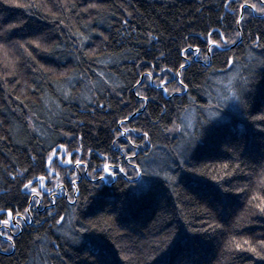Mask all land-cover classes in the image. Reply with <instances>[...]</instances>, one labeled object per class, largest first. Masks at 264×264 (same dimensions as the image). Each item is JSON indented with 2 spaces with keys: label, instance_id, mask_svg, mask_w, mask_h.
I'll return each mask as SVG.
<instances>
[{
  "label": "trees",
  "instance_id": "1",
  "mask_svg": "<svg viewBox=\"0 0 264 264\" xmlns=\"http://www.w3.org/2000/svg\"><path fill=\"white\" fill-rule=\"evenodd\" d=\"M260 1L0 0V264H264Z\"/></svg>",
  "mask_w": 264,
  "mask_h": 264
},
{
  "label": "snow or ice",
  "instance_id": "2",
  "mask_svg": "<svg viewBox=\"0 0 264 264\" xmlns=\"http://www.w3.org/2000/svg\"><path fill=\"white\" fill-rule=\"evenodd\" d=\"M239 7H240L241 9H243V8H245V7H248V8H251V9H253V10L259 11V12H261L262 14H264V0H261V3H260V7H259V8H257V6H256L255 4H252V5H244V4H241ZM235 23H236L237 25H239V24L241 23V20H240V19H236V20H235ZM219 35H220V37H221V40H223V36H224V34H223V33H220ZM235 36H236L237 38H240L241 33L237 30V31L235 32ZM209 42L212 43L216 48H221V47H223V46L226 45V44H230V43H231V44H235L237 41H236V40H223V43H218V42H216V41L213 40V41H209ZM191 50H192V49H191V45H190L188 49H182V53H188V52H190ZM207 51L210 53V52L213 51V49H212V48H208ZM195 52L198 54V53L200 52V49H199V48H196V49H195ZM185 58L187 59V55L185 56ZM204 60H205V63H206V64L209 63V59H208L207 55L204 56ZM180 67L183 68L184 65L181 64ZM148 77H149V79H151V73L148 74ZM137 83H139V82H137ZM181 83H183V81H181ZM162 84H163V81H162ZM163 90H164L165 92L168 91L167 88H164ZM137 95L139 96L140 93L138 92ZM233 96H234L235 99H239V97H238V96H235V94H233ZM141 99L143 100V99H145V98H144V97H141ZM225 99H227V97H225ZM261 119H264V117H261ZM126 131H127V129H126ZM143 136H144V137H147V136H148V133L145 132V133L143 134ZM60 147H63V145H60ZM52 152H53V155H55V154H56V149H52ZM47 160H48L49 165H51V162H52V156H49V157L47 158ZM64 162H65V163H71V161H64ZM185 162H186V161H184V160H177V159H175V158H173L172 161H171L172 164H176L177 166H183V164H184ZM76 164H77V165L80 164V160H79V159L76 160ZM170 166H171V165H169V167H170ZM107 170H108V166L105 165V171H107ZM133 170L136 171L138 175L140 174V170H139L138 168H135V167H134ZM124 171H125V170H124L123 168L120 169V172H124ZM126 175H127V173H126ZM38 179H39V181L41 182L40 187H43V181H44V179H45L44 176H40ZM169 179H171V177H169ZM31 184H32V180H28V182L25 183V184L23 185V187H24L25 189H28L29 186H30ZM73 187H75V182H73ZM31 192L34 193L37 197H39V196L41 195V193L38 192V191H37V188H35V187H32V188H31ZM35 203L39 204V200H36ZM25 211L27 212V211H29V209H25ZM261 211H264V208H262ZM11 215H12L11 212H8V216L11 217ZM60 220H63V217H60ZM3 224H4V225H8V224H9V220H7V219L4 220V221H3ZM16 225L19 226V221H18V220L16 221ZM0 234H3V233H0ZM8 239H11V236H9ZM245 243H247V242H245ZM235 246H236L237 248H239V247H240V244L237 243ZM229 247H231V242L229 243ZM253 251H255V250L253 249Z\"/></svg>",
  "mask_w": 264,
  "mask_h": 264
},
{
  "label": "flooded vegetation",
  "instance_id": "3",
  "mask_svg": "<svg viewBox=\"0 0 264 264\" xmlns=\"http://www.w3.org/2000/svg\"><path fill=\"white\" fill-rule=\"evenodd\" d=\"M260 3H261V1H260ZM260 3H258L256 6H257V8H259L260 7ZM245 5V4H244ZM247 5V4H246ZM252 11V14H253V16H261V12H259V11H256V10H254V12H253V10H251ZM257 14V15H256ZM130 165H132V166H134V164H130ZM112 168L110 169V170H107V171H105V174H106V176L105 177H102V178H107V176H109V177H111V182H114V177L120 172V169H121V164L119 163V164H114V165H112L111 166ZM114 176V177H113ZM50 194V198L52 199V200H54V198H60L62 195H64V197H65V195H66V189L65 188H63V186H60L56 191H50L49 189L48 190H46V193L45 194H43V193H41V197H42V195H49ZM35 195V194H34ZM34 197H37V196H34ZM38 200H39V198H38ZM37 205H39L38 207H37ZM36 205V208H35V211H38V212H43L44 210H46L47 208H48V206L47 205H42L41 204V202H40V200H39V204H37ZM20 223H21V225L22 224H24V222L20 219ZM27 221V220H26ZM28 223H31V220H30V218H29V220L27 221V224ZM26 224V225H27Z\"/></svg>",
  "mask_w": 264,
  "mask_h": 264
},
{
  "label": "water",
  "instance_id": "4",
  "mask_svg": "<svg viewBox=\"0 0 264 264\" xmlns=\"http://www.w3.org/2000/svg\"><path fill=\"white\" fill-rule=\"evenodd\" d=\"M242 10V9H241ZM240 19H241V17H240ZM241 42V37H240V39L237 41V43H240ZM236 43V44H237ZM188 64V63H187ZM177 78H178V80H179V78H180V72H178V75H177ZM151 83H152V81H151ZM164 95H165V92H164ZM142 110L143 109H141V111L140 112H142ZM139 112V113H140ZM138 113H135V114H133L132 115V117L133 116H136ZM77 167V166H76ZM85 177H87V172H85ZM114 177V176H113ZM82 179V175L80 174L79 175V179H78V181L77 182H79L80 180ZM104 180H105V182H106V179L104 178ZM67 196V195H66ZM32 200V199H31ZM31 200L29 201V205L31 204ZM39 205H37V207H38ZM20 218L24 221V223L26 222L25 221V218L23 217V216H20ZM16 221H17V216L16 217H14V220H13V222H14V224H16ZM26 224V223H25ZM18 227H20V231H19V233L17 234V235H19L20 233H21V231H22V229H21V224L19 223V226Z\"/></svg>",
  "mask_w": 264,
  "mask_h": 264
},
{
  "label": "rangeland",
  "instance_id": "5",
  "mask_svg": "<svg viewBox=\"0 0 264 264\" xmlns=\"http://www.w3.org/2000/svg\"><path fill=\"white\" fill-rule=\"evenodd\" d=\"M263 15H264V14H263ZM240 16H242V12H241V11H240ZM237 27H238V29H240V28H239V25H237ZM76 166H77L76 168L78 169V165H77V164H76ZM85 170H86V169H85ZM85 170L83 171V173L86 172ZM79 171H80V169H79ZM80 174H81V171L79 172V175H80ZM24 218H25V217H24ZM25 220L28 221L29 219H28V218H25ZM30 220H31V218H30ZM21 226H22V225H21Z\"/></svg>",
  "mask_w": 264,
  "mask_h": 264
}]
</instances>
